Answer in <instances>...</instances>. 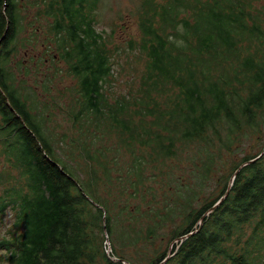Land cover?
<instances>
[{
    "label": "trees",
    "instance_id": "16d2710c",
    "mask_svg": "<svg viewBox=\"0 0 264 264\" xmlns=\"http://www.w3.org/2000/svg\"><path fill=\"white\" fill-rule=\"evenodd\" d=\"M100 1L0 0V264H129L123 256L110 260L102 233L110 234L114 210L122 214L132 198L145 196L147 172L172 174L171 161L198 147L204 155L196 152L189 161L197 162V173L201 167L204 180L225 167L224 153L243 137L262 135L264 0H139L137 33L124 46L98 30ZM38 47L44 57L16 61L22 50ZM45 61H53L55 76L62 62L76 81L67 103L76 132L87 140L95 124L94 138L115 130L120 149L111 152L120 158L123 148L128 160L118 164L105 152L107 143L84 144L74 132L53 145L16 77L39 72ZM125 67L134 89L115 91ZM262 148L233 162L218 178V194L198 208V193L188 190L183 200L189 210L170 237L176 243L169 258L163 262L169 251H158L150 240L153 254H143L142 262L264 264ZM163 210L173 209L154 208L157 219L145 229L127 224L120 243L156 237Z\"/></svg>",
    "mask_w": 264,
    "mask_h": 264
},
{
    "label": "rangeland",
    "instance_id": "374dc122",
    "mask_svg": "<svg viewBox=\"0 0 264 264\" xmlns=\"http://www.w3.org/2000/svg\"><path fill=\"white\" fill-rule=\"evenodd\" d=\"M250 4L251 7L254 8L253 5H255V2L250 1ZM138 5L139 0H101L97 12L98 30H105V33L109 36L111 42L119 43L124 46V42L127 41L130 36H134L137 33L134 12H138ZM259 6L260 4L258 7ZM28 12H33V10H29ZM112 30H114L115 33H112ZM42 47H38L32 51H30L29 48L22 50V52L18 54L16 61H21L26 64L27 62H30L33 57H44L45 51H42ZM48 53L55 55L54 49L49 50ZM45 59L46 61L48 59L46 54ZM119 60L124 63L125 56L121 55ZM46 63L47 64L40 68L39 72L31 70L28 71L27 74L25 72L24 77L22 75L23 73L16 75L21 79L19 84L21 83L23 86L22 94L25 96L26 94H29L27 100L28 106L32 109L36 108L35 113L39 115L38 118L42 119L44 126H46V133L51 137L53 145L56 147V145L62 144L58 138L61 139L62 135L68 136L74 132L76 141L79 140L84 144L87 143L92 145L93 143H107L105 145V152L108 150V156L117 160L118 164L123 163V160H128L129 155L123 148L121 150L120 158H116L113 154L114 152H111L114 149L118 150L120 146L119 137L116 135L115 130L108 129L106 132L102 133V138H94L92 137V134L95 133V130H93L96 126L95 124V126L90 128V133L88 134L90 138L87 140H84L80 134L76 132L78 129L77 124L72 123V119H69V107H67L70 98L75 94L73 90L76 87V81L72 79L71 76L67 75L66 67L62 62L57 64V67L60 68L58 76H55V70L52 67L53 61ZM48 63H50V66ZM131 66L134 67V62ZM131 75L132 73H128V69L125 67V69L121 71V75L118 76L115 81V91L126 90L129 88L128 86H132L134 89V85H129L127 82V79ZM104 128H107V126ZM261 133L262 135L259 139L257 135H247L246 137H243L241 141H238L235 146L233 145L231 148L232 151L224 153V159L226 160L225 167L221 169L220 172L216 171L207 179L201 180V175H199L202 173L201 167L199 166L198 169H200V171L197 173V162L192 165L189 161V158L192 160L196 157V152L204 155L202 151L198 152V147H191L189 152L183 154L182 159L178 158V160L171 161L172 174L162 177H153L147 172V179L144 181L146 185L145 196H139L138 199L132 198L129 201L127 208L122 211V214L118 212V209L114 210V212L110 214V216L113 215L111 219L110 234H107V231L105 230L102 233L103 236H105V239L111 240L112 245L115 246L117 258L123 256L129 264H144L141 256L143 254L152 256L153 254L152 251L154 250V247L152 243H150V240L154 242L155 248L158 249V251H170L171 245L176 243L173 240L170 241V237L174 232L179 230V226L182 227V225H184V219L189 210L183 200L187 198V191L191 190L190 195H192V191L198 193L193 208H198L204 199L218 194L219 190L223 187L221 185V179H218L219 176L222 175L223 177L227 175L231 169V165H234L233 162L238 163L243 156H246L249 153L259 152L260 147L264 144V128L261 130ZM57 150L58 148H56V151ZM263 152L264 149L260 155L263 154ZM79 162L83 163L80 164L82 172L85 167V162L80 159ZM69 164L72 166V163ZM109 166H112V164H109ZM113 170L114 169L110 170V172ZM113 174L114 175L112 176L115 177L116 172H113ZM233 177L234 176H231L229 178V187L233 181ZM122 180V184H125L124 175ZM116 186L117 188L113 189L114 193L118 191V185ZM127 193H131V191H128ZM162 207H168V209L171 208L173 210L168 213L163 210L160 213L166 216V218L162 229L154 233L156 237H150L148 241L139 242L137 245L132 244L130 240L120 243V239L117 238V236L119 235V231H123L127 224L132 226L139 224L141 226L139 229H145L148 225H153L157 219L154 218L150 212L154 208ZM136 209L140 210L135 214ZM129 212L132 214V217L135 215L137 218L141 219V221L136 223L134 218H129L127 216ZM130 219H133L131 223L128 222ZM3 232V228H0V236L3 235ZM112 250L114 251L113 247ZM107 255L111 256L110 253Z\"/></svg>",
    "mask_w": 264,
    "mask_h": 264
},
{
    "label": "built area",
    "instance_id": "2783aa9c",
    "mask_svg": "<svg viewBox=\"0 0 264 264\" xmlns=\"http://www.w3.org/2000/svg\"><path fill=\"white\" fill-rule=\"evenodd\" d=\"M104 251L105 253H110L111 254V257H110V260L112 261H116V258L112 256V252H111V247H110V244H109V240H106L104 242Z\"/></svg>",
    "mask_w": 264,
    "mask_h": 264
},
{
    "label": "flooded vegetation",
    "instance_id": "af4514ba",
    "mask_svg": "<svg viewBox=\"0 0 264 264\" xmlns=\"http://www.w3.org/2000/svg\"><path fill=\"white\" fill-rule=\"evenodd\" d=\"M46 62V61H45ZM16 77L17 78H20V77H18L17 75H16ZM24 77V76H23ZM4 165H5V162H4V157H3V155H1L0 154V172L3 170V167H4ZM1 185H0V190H1Z\"/></svg>",
    "mask_w": 264,
    "mask_h": 264
},
{
    "label": "water",
    "instance_id": "95a60500",
    "mask_svg": "<svg viewBox=\"0 0 264 264\" xmlns=\"http://www.w3.org/2000/svg\"><path fill=\"white\" fill-rule=\"evenodd\" d=\"M259 157H260V156H258L257 158H259ZM257 158H256V159H257ZM254 160H255V159H254ZM254 160H251V161H249L248 163H251V162H253ZM239 169H241V167H240ZM237 171H239V170H237ZM217 203H218V202H217ZM217 203H216V204H217ZM216 204H215V205H216ZM97 207L100 208L99 206H97ZM100 209H101V208H100ZM169 256H170V251H169V255L163 260V262L166 261V259H168ZM116 261H120V260H119V259H116ZM121 262H122V264H126V262H124V261H121Z\"/></svg>",
    "mask_w": 264,
    "mask_h": 264
}]
</instances>
